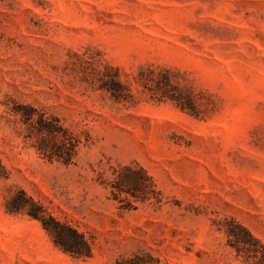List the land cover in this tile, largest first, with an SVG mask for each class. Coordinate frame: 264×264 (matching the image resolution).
<instances>
[{"label": "rangeland", "instance_id": "1", "mask_svg": "<svg viewBox=\"0 0 264 264\" xmlns=\"http://www.w3.org/2000/svg\"><path fill=\"white\" fill-rule=\"evenodd\" d=\"M164 69L197 116L143 86ZM24 105L77 138L70 163L36 150ZM125 165L159 194L115 198ZM19 190L90 255L8 211ZM235 223L264 245V0H0V264H255Z\"/></svg>", "mask_w": 264, "mask_h": 264}, {"label": "trees", "instance_id": "2", "mask_svg": "<svg viewBox=\"0 0 264 264\" xmlns=\"http://www.w3.org/2000/svg\"><path fill=\"white\" fill-rule=\"evenodd\" d=\"M143 86L154 97L167 98L175 102L180 108L198 115L193 104L190 91H186L172 80L169 70L154 72L148 70L141 72ZM106 88L113 97L125 98L128 88L118 80L104 81ZM22 123L26 125L25 136L33 139L36 150L47 159H57L67 164L73 160L78 144L77 138L64 127L55 117H45L39 114L36 108L28 105L21 107ZM19 113V110H15ZM112 193L115 198L123 201L120 196L131 195L136 199H148L159 194L152 177L142 167L125 165L115 177L112 183ZM7 210L10 212H25L38 219L42 227L52 237L54 243L64 251L77 256L90 255V246L82 234L68 224L55 219L45 209L27 196L23 190H19L7 202ZM127 207V206H126ZM230 244L239 253H245L255 258V264H264V245L253 234L240 224H231L228 227Z\"/></svg>", "mask_w": 264, "mask_h": 264}]
</instances>
